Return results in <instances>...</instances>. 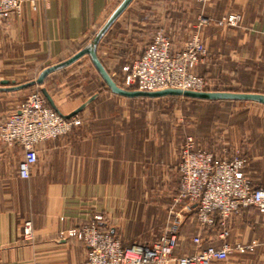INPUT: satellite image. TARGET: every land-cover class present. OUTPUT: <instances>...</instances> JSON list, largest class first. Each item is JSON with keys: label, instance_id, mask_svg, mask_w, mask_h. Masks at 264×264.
<instances>
[{"label": "crops", "instance_id": "1", "mask_svg": "<svg viewBox=\"0 0 264 264\" xmlns=\"http://www.w3.org/2000/svg\"><path fill=\"white\" fill-rule=\"evenodd\" d=\"M121 1L21 0L19 13L0 25V82H9L0 87L26 83L16 78L32 64L44 69L69 59L90 42ZM174 1L133 0L105 33L97 57L114 82L132 60L129 49L149 44L157 31L179 49L201 16L208 20L199 29L207 55L195 74L209 82V91L264 94V0L197 2L199 7L187 12L178 10ZM229 15L237 18L234 26L217 25ZM142 52L131 57L137 59ZM74 63L49 74L43 87L64 115L95 96L74 116L81 124L37 146V162L27 179L17 172L21 147L0 145V264H84L85 246L60 232L95 217L98 228L123 246L154 243L175 227V256L227 245L228 259L210 264H264V220L259 213L250 207L231 216L223 238L217 216L211 226L199 227L194 209L175 202L179 139L145 130L137 113L129 112L139 105L135 101L92 83L61 80V73L66 77L75 71L69 68ZM26 89L0 92L11 94V112ZM203 104L232 107L217 120L216 145L207 144L204 151L222 159L240 154L246 161L245 177L253 188L264 189V106L250 101ZM26 221L32 227L30 240L21 234ZM194 238L200 240L198 246Z\"/></svg>", "mask_w": 264, "mask_h": 264}, {"label": "built area", "instance_id": "2", "mask_svg": "<svg viewBox=\"0 0 264 264\" xmlns=\"http://www.w3.org/2000/svg\"><path fill=\"white\" fill-rule=\"evenodd\" d=\"M213 2L215 0H201ZM21 0H0V25L12 15L19 13ZM233 15L221 18L218 26H234ZM208 23L202 18L199 26ZM200 29V28H199ZM199 29L179 49H174L169 38L157 31L146 45L142 55L122 68V86L125 89L154 92L165 89L204 92L210 84L195 74L196 67L205 59L206 48ZM77 117L63 119L46 103L38 90L32 91L21 100L15 110L0 122V145L21 147L22 156L17 166L18 177L27 179L37 162V146L45 141L68 134L78 127ZM179 174L175 202H186L195 211L199 227L211 226L215 217L223 228L220 237L227 232L226 222L231 216L239 215L247 208H254L264 220V189H255L243 172L245 159L235 153L230 159L216 157L198 148L188 136L178 154ZM99 218L60 232L63 238H72L86 248L84 264H210L225 261L230 255L227 245L220 248L207 246L191 255L175 256L177 242L175 227H171L154 243L123 246L113 235L101 231L96 222ZM23 238H32L29 221L24 222ZM198 246L200 240L194 238ZM32 264H39L33 262Z\"/></svg>", "mask_w": 264, "mask_h": 264}, {"label": "rangeland", "instance_id": "3", "mask_svg": "<svg viewBox=\"0 0 264 264\" xmlns=\"http://www.w3.org/2000/svg\"><path fill=\"white\" fill-rule=\"evenodd\" d=\"M197 2H201L202 5L209 4L202 2L201 0H175L174 4L177 6V8H179L178 10L184 9L187 12L194 10L197 6L199 7V4ZM202 18L203 17L201 16L197 17V19L195 20L196 22L191 27L189 35L202 27L199 26ZM102 42L103 41L101 39V41L99 42L101 46L103 45ZM146 44L147 42L145 41V44L133 46L134 51H132V49L128 50L129 57L130 59H132V62L136 59L131 57V54L136 52V54L139 53L140 55L144 50ZM135 48H138V53L137 51H135ZM130 51H132V53ZM131 61H126V65L131 64ZM43 66L45 65L32 64L28 67L23 68V70L19 72L20 75L16 78V81L19 83H24L34 80L38 72L43 69ZM108 67L111 70L114 68V66L112 67V65H108ZM69 68H71L70 70L75 69V71L72 72L71 75L66 77V74L61 73V80H68L67 82H70L71 84H83L85 82L92 83L93 88H103L102 82L97 77L96 73H94V69L87 57H82L78 63H74V65ZM122 68L119 72L120 75L117 76V85L123 88L122 80L124 74L122 73ZM9 69L10 70L8 71V73L11 74V68ZM34 90H39V88L33 87L26 89L25 91H23V95L20 99L23 100L27 94ZM133 101H135L139 105H137L133 109H129V112L131 114L137 113L138 121H142L145 130L153 133L154 136L157 135L163 137L168 135L172 138L179 139L180 144L175 150L177 158L176 160H178L180 147L183 144L185 138L188 136H190L194 140V143L198 148L203 150H207V144L216 145V141L218 138L216 134V126L218 123L217 120H219V117H222L224 112H228L232 108H226L224 106H210L203 103H192L183 101L182 99L178 98H161L151 100L135 99ZM10 113L11 94H2L0 95V121L4 120Z\"/></svg>", "mask_w": 264, "mask_h": 264}, {"label": "water", "instance_id": "4", "mask_svg": "<svg viewBox=\"0 0 264 264\" xmlns=\"http://www.w3.org/2000/svg\"><path fill=\"white\" fill-rule=\"evenodd\" d=\"M133 0H122L120 4L116 7V9L112 12L106 22L102 25V27L96 32L90 42L76 52L69 59L56 64L54 66H50L41 70L38 76L29 82L24 84L13 86V87H0V92H10L15 90H23L31 87H38L39 92L46 101L47 105L61 118L67 120L70 119L77 114H79L87 104H89L92 100H94L95 96L90 97L86 102L76 108L69 114H62L55 103L53 102L51 96L47 92V90L43 87V83L45 78L60 69H63L74 62L78 61L84 56H87L91 62L92 67L102 80L105 88L112 94L127 98V99H135V98H148V99H158L164 97H181L193 100L200 101H250L261 104L264 106V94L259 93H238V92H222V91H204V92H194V91H182L177 89H165L154 92H146L139 90H128L118 86L114 80L111 78L105 67L102 65L100 60L97 57V47L105 33L112 26L115 20L125 11V9L129 6V4ZM9 82L7 80L1 81L0 85H7Z\"/></svg>", "mask_w": 264, "mask_h": 264}, {"label": "trees", "instance_id": "5", "mask_svg": "<svg viewBox=\"0 0 264 264\" xmlns=\"http://www.w3.org/2000/svg\"><path fill=\"white\" fill-rule=\"evenodd\" d=\"M103 87H104V89H106L104 85H103ZM31 88H33V87H31ZM129 90H132V89H129ZM164 98H173V99H177L178 98V99H182L183 101L192 102V103H205V102H210V101H200V100H193V99H187V98H181V97H164ZM137 99L143 100V99H148V98H137ZM158 99H161V98H158ZM131 100H135V99H131ZM149 100H151V99H149ZM220 102H223V101H213V102H210V103L211 104H214V103H220Z\"/></svg>", "mask_w": 264, "mask_h": 264}]
</instances>
